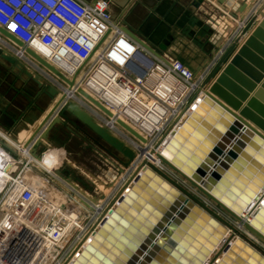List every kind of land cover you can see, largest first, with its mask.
Listing matches in <instances>:
<instances>
[{"label": "water", "instance_id": "water-1", "mask_svg": "<svg viewBox=\"0 0 264 264\" xmlns=\"http://www.w3.org/2000/svg\"><path fill=\"white\" fill-rule=\"evenodd\" d=\"M201 2L194 0L192 6L198 8ZM188 20L187 15H182L176 21L178 29L184 28ZM121 26L135 42L165 60L162 54L172 41L170 34L159 40L158 35L150 36L142 29L135 33L127 26ZM0 36L22 49L25 55L69 89L72 88L73 79L65 78L56 67L6 29L0 27ZM259 46L261 49L258 52ZM262 47L264 17L213 83L203 90L206 95L191 106V113L175 123L157 154L173 176H179L190 187L196 188L260 242H264V116H257L264 114V82L255 79L254 85L245 88H233L231 85L232 76L239 74L244 61L252 58L250 55L258 52L264 56ZM0 59L22 71L40 88L41 95L55 98L57 89L39 74L32 75L24 62L6 49L0 50ZM180 61L194 73L191 65ZM260 72L264 77V68ZM247 90L252 91L251 95ZM76 93L111 116L83 89L78 88ZM213 94L225 105L218 103ZM261 96L263 103L258 100ZM64 97L42 119L24 146L39 142L44 135L42 128L58 109L60 116H65L67 112L75 114L113 144L121 155L129 160L134 158L133 149L100 128L76 102L62 104ZM58 120L54 119L55 122ZM118 123L139 142H144L130 127L120 121ZM148 165L136 168L131 177L132 184H125L115 194L113 200L116 203L100 220L99 226L93 229L91 236L84 240L83 248L66 264H264V253L248 240L244 242L234 237L233 233L237 232L235 226L226 223L196 194L184 189L162 170ZM55 173L64 178L60 171ZM245 212L248 220L240 217ZM228 227L233 230L232 233H228ZM209 256H212L210 260Z\"/></svg>", "mask_w": 264, "mask_h": 264}, {"label": "rangeland", "instance_id": "rangeland-1", "mask_svg": "<svg viewBox=\"0 0 264 264\" xmlns=\"http://www.w3.org/2000/svg\"><path fill=\"white\" fill-rule=\"evenodd\" d=\"M1 39L2 37L0 36V46H9L11 50L5 47L4 48L8 50V52H10L12 55H14L13 48L15 46L13 44L9 45L10 42H7L5 40H3L1 43ZM225 49L226 50L223 58H220V60L218 59L216 61H209L212 64L213 68H209L207 70L203 69V72L198 75L197 79L198 82L201 83V87L203 90L213 83L214 79L219 75L218 73L222 70L224 65H226L230 61L232 55L234 54V51L238 49V44L233 43L230 47H228V49L227 47ZM260 49L261 47L259 46L258 52L260 51ZM262 49H264V47H262ZM21 52H19V54H21ZM258 52H255V57L245 60L244 64L240 68V71H238V75L232 76L233 83L231 87L240 88L242 86L245 88L247 86H252L256 82L254 81L255 79L261 80V83L264 82V77H262V73L260 72L261 68H264V56ZM29 59L31 60V58ZM54 59H56L55 56ZM62 60L64 61V59ZM24 64L26 63L24 62ZM34 64L39 65L36 62H34ZM33 67L32 65L30 66V64H26V69L29 72L31 71L32 75L39 74L46 82L52 84V86L57 89L58 92L56 93L55 98H50L47 103L40 102L39 99L42 97L40 94L41 92H39L40 88L35 85V90L34 92H32L30 85L34 84V82L31 79L27 78V76L23 74L22 71L20 72L16 70L15 67H13L11 64L2 62V65L0 66V80H2L0 82V92L2 93L3 97H6L10 101V103L9 105H7L8 107H6V109L0 113V124L5 123L4 118L6 116L11 117L13 120V118H18L23 116L25 113H29L28 110L34 112H36L35 110H39L38 113L40 115L44 114V117H46V115L56 104V102H58L59 99H61V97L63 96L61 91L62 89L59 87L58 83L54 81V79L48 76V71H46L44 68L40 71L39 68L36 69V67ZM44 71H46V73ZM148 79L149 78L144 81V85L146 87H150L152 82ZM57 80L59 83H61L58 78ZM261 83H259V85ZM55 84L58 86H56ZM158 89L156 91V95H159V93L161 95L166 94V92H164L165 90H162L160 88ZM181 89L182 87H180L179 92L181 91ZM23 91L26 92V95H17L18 92L23 93ZM237 92H239V89H237ZM249 92L251 95L252 91ZM119 94H117L115 97H109L106 99H96V101H98L106 111H109L111 113V116L105 114L101 110H98L97 107H95L90 101H87L85 98H81L80 94L77 95H79L80 99H82V101L84 102H81L80 104H78V106L89 116L93 117V120L100 128L108 131L110 135L125 143L126 146L129 145V147L135 151V156L132 160H129L127 157H124L123 155L118 153L113 144H110L108 141H106L103 137H101V134L99 132L92 128L91 125L83 122L71 112H67L65 116H60L57 109L50 120H48L46 125L42 128L41 132L44 133V135L40 137L39 142H37V144L35 142L30 146L28 145L27 147L24 146V143L30 136L25 138L23 141H20L18 139V136L13 135L9 130H6L5 132V130H3V127L0 125V131L5 134V136H9L10 139L13 138L12 140L15 141L20 148H24L25 150H27V152L29 153L26 154L27 157H29V155H31L32 153H35L38 158L45 159L50 163V165L52 164V166H55L57 171H60V173L63 175L64 178H61L59 175L57 176L56 173L51 171V169L44 163L40 162V166H38L39 169H42L43 174L47 175L50 180H52L51 187L48 183L46 184H48L49 186L45 184L42 185L43 188H47V193H54L51 200L46 206V213L50 215L52 214L54 218L63 221V224L60 223V225L62 224L64 226V224H74V228H70L71 233L74 234V231L77 230L76 234L72 236L70 242H73L76 239V237L80 234V232H82V229L84 227L87 228L88 226L95 223V221L99 218L98 215L103 213V211H101L103 207H108L110 202L116 196L115 194L122 187H124L125 184L129 183L128 181L131 180L134 171L142 163V157H149L151 150L147 149L152 147L154 144V142L151 140L152 145L150 147H146L150 140V132L153 130V128L148 124V121L152 120V117L149 115L148 111L144 110V108L146 107L151 108V104H148L147 102V100H149L147 97L148 93L144 92V90H142L141 88L136 87V89L127 91V94L129 95L128 98L125 96H119ZM166 98L169 99V101H171L172 103H175V100H171L169 96H166ZM215 98L218 99L222 104H224L218 97L215 96ZM262 99L263 98L261 96V99L258 100L263 103ZM23 100L26 101L22 102ZM69 101L74 100H63L62 104ZM83 103L88 105L89 108L91 107L93 110L97 111L98 114L89 110V108L84 106ZM30 105H32L33 108L31 106V108L29 109ZM154 106L156 107L154 108ZM154 106L151 109L155 110L156 112H163L165 110L164 108H167V105L163 104L162 102L160 106H157L156 104ZM14 107L15 110L12 109ZM263 116L264 114L262 113L258 114V117ZM56 118H59V120L55 122L54 119ZM107 121L109 124H107ZM119 121L130 127L135 133L140 136V138L142 137V139L147 142H139V140L134 138V136H132V134L125 130V128L120 127L118 123ZM133 144L137 147L136 150L130 146H133ZM139 147L142 149L146 147V149L142 152V150H138ZM19 151L21 153V150ZM141 152L142 155H140ZM139 155L140 157L137 159ZM143 161L147 163L146 159H144ZM18 164V167L11 174L12 178L16 180H19L22 172L25 170V167L27 165L24 163V161H20V163ZM34 164L36 165V163ZM160 169L190 193L194 191L199 193L196 188L190 187L184 179L180 178L179 176H173L172 173H170L166 169H163L161 167ZM7 186L10 187V182L7 183ZM56 191H61L64 199L59 195L57 196ZM197 193H195L196 196L208 209L216 213L220 218L226 221V223L233 225V222H231V217H228L225 211L220 209L213 202L200 197ZM61 202H63L64 205H61ZM0 203H2V200L0 201ZM5 203L6 201H4L2 205H4ZM6 207L7 205H5V207L2 206L0 209L3 210ZM41 215L39 217H41ZM11 219H13V217ZM22 219L24 221V218ZM82 223L83 225H81ZM63 226H61V230L63 229ZM26 227L29 228V230L34 231V233L38 234V236L32 237V240H38L35 243L33 242V244L35 245L29 246V249L27 247L25 248L24 246L25 249H23V252L31 250V258H35V256H33V253H36L37 251H39L40 253L45 252V259L48 258V256L50 257L55 255L53 253L55 252L57 255L59 254L56 259L53 262L47 259L45 261L44 259L43 264H62L67 254L71 253V251H68V249L70 248L68 247L70 245V242L68 244L64 242V244L60 246L55 245L50 237H48V235L45 236L43 232L41 233V231L36 228L37 226L34 225L33 222L27 223L25 227L23 226L22 228L25 229ZM69 227L70 226H68V228ZM86 233L87 232L85 231L82 234L81 238L85 236ZM241 234L247 238L248 242H251L253 246L264 253V242L258 241L255 237H253L246 231H241ZM39 235L41 237H39ZM48 248H53L54 251H49ZM7 249L8 248H5V252L9 255V249ZM71 249L72 247L70 248V250ZM41 263L36 262V260H33L32 262V264Z\"/></svg>", "mask_w": 264, "mask_h": 264}, {"label": "built area", "instance_id": "built-area-1", "mask_svg": "<svg viewBox=\"0 0 264 264\" xmlns=\"http://www.w3.org/2000/svg\"><path fill=\"white\" fill-rule=\"evenodd\" d=\"M10 25H15V27L12 28ZM0 27L6 29L21 40L25 46L33 50L37 48V52L42 53L41 49L43 47L49 51L50 56L57 54L64 57L66 53L72 52L73 55L70 59L64 57V61L68 63V69H66L64 65L59 66L57 63L54 64L49 59L50 56H48L49 62L53 63L58 69L65 68L66 75H70L72 71L76 72L80 69L84 60H86L93 51L95 53L99 52L96 55L97 58L95 56L96 61L92 64L91 68H97L98 65L110 66L117 71V82L121 84V88L115 85V89L124 93V90H133L136 89V87L141 88L144 92L148 93L147 97L149 100H147V102L151 104V108L155 104L157 105L158 102L160 103V100L163 104L168 106V109H173L174 107L173 103L171 106L156 96L158 88L168 92L170 98L173 97V99L181 97L180 95L182 93L179 92L180 87H184L189 91L185 93L184 102H181L182 106L179 108V112L187 110L186 107L188 104H192L199 99V95L202 92H199L197 88L203 91L201 83L198 82V76L189 70L180 60L173 59L169 62L163 61L149 52L140 43L135 42L119 24L114 23L108 9V2L105 0H98L95 3L87 4L81 0H0ZM108 33H111V35L107 40L105 36H107ZM10 44L12 43H9V45ZM13 51L14 53H19L23 50L15 46ZM23 55L24 59L30 60L27 55L24 53ZM94 55L92 53L90 57L92 58ZM30 61L34 64L32 59ZM129 63L135 64L138 71L143 72V76L141 77L136 72L129 70ZM36 67H39V65ZM147 78L152 81L150 87L144 85V81H146ZM193 83H196L198 86L192 89ZM111 86L113 87V85ZM80 102L84 101L81 100ZM84 106L89 108L86 104H84ZM89 110L98 114V112L91 107ZM178 114L171 116L166 121L165 127L157 132L158 135L156 138L152 137L151 140L156 143L163 138L167 132L170 133L171 124L174 123ZM107 124H109L108 121ZM6 151L9 152L8 149H6ZM10 156L9 158H12L11 160L15 158L14 154H10ZM4 160L5 163L2 161L0 162L6 164L2 166L3 169H6L9 159L6 157ZM8 173H10V176H7V178H5V184L1 185L0 201L2 200V203H0V205H2L4 201H7L8 197H16V200L13 201V206L14 208L21 209L25 206V202L29 203L28 200L31 198L28 193V188L20 186L17 183L19 182L18 179L12 178V171ZM1 178L2 176H0V183L2 184ZM8 182H10V187L7 186ZM2 206H0V208ZM1 210L2 209H0V212ZM14 214L18 216L15 211ZM17 218L20 219L19 216ZM16 221L17 220H13L11 222V220H8V224H2L1 228L6 226L8 229H12V227L14 229L18 226L16 225ZM9 224L11 225L8 226ZM92 226L93 225H90L85 228L88 229L86 232H89ZM20 227L19 225L18 229ZM93 229L91 231H93ZM5 238V234H0V248L5 244ZM85 239H83V242ZM11 247L13 248L14 246L12 245ZM67 257L68 256L64 258V261L67 260ZM23 261H26V259ZM9 263L10 260L8 261L6 255L3 254L2 249H0V264Z\"/></svg>", "mask_w": 264, "mask_h": 264}, {"label": "crops", "instance_id": "crops-1", "mask_svg": "<svg viewBox=\"0 0 264 264\" xmlns=\"http://www.w3.org/2000/svg\"><path fill=\"white\" fill-rule=\"evenodd\" d=\"M81 1L87 4L95 3L98 0ZM105 1L108 2V9L111 13L113 22L119 24V26L123 24L135 33L138 32L139 29H142L150 36L158 35L159 40L166 34H170L173 38L164 52V57L169 61L177 59L184 61V63L189 66L191 65L197 76L203 72V69L207 70L213 68L209 61H216L223 58L226 47L228 49V47L234 43L238 44V48H240L243 41L246 40L247 36L264 17V0H202L198 8L192 6L194 0ZM260 11L262 13H260ZM184 14L189 17V20L185 23L184 28L178 29L176 21L180 20L181 16ZM159 31H161L162 34ZM110 35L111 33H108L107 36H105L107 40ZM3 40L8 42V40L3 37L1 43ZM4 47L11 50L9 46ZM4 47L0 46V50L4 51ZM34 51L37 52V48H34ZM41 51L42 53L37 52V54L42 58L45 57L44 59L49 62V51L44 47ZM23 53L24 51H22L21 54L14 53V56L27 65L30 64V66L36 67L37 65H34L30 60L24 59ZM92 53L94 55L95 52L93 51ZM98 53L99 52H96L92 58L90 54L88 58L84 60L80 69L76 72L72 71L70 75H66L65 68L68 69L69 66L68 63L64 62L62 59H64V57L71 58L73 55L72 52L66 53L64 57L56 54L54 55L56 59H54V56H50L51 58L49 57L54 64L57 63L59 66L64 65L65 68L58 69L53 63L49 62L52 66L56 67L65 78L68 80L73 79V86L69 89L62 81L59 83L56 77L47 73L49 77L58 82L59 87L62 89V95L65 96L64 100H69L75 95L77 97L75 102L80 104L81 102L79 101L82 100L80 97H84H79V95H77L76 90L78 88L83 89L86 94L92 96L95 100L115 97L119 93H121L119 96L128 98V90H124V93H122L114 87L118 85L121 88V84H118L116 78L118 76L117 71L107 65H98L97 68H91L92 64L96 61L95 56ZM250 57H255V55H250ZM0 62L4 63L5 60L1 61L0 59ZM37 68H39L40 71L43 69L40 65L36 67V69ZM128 68L141 77L143 76V72L138 71L135 64L129 63ZM44 72L46 73V71ZM34 81L37 82L36 80ZM110 84L113 85V87ZM195 85L196 83H193V87ZM30 88L32 92H34L35 84L30 85ZM22 94L26 95V92H18L17 95L20 96ZM41 96L39 101L47 103L49 100L48 95L43 94ZM24 101L26 100L22 102ZM9 103L10 101L6 97H3L0 92V113L8 107L7 105H9ZM31 106L32 105H30L29 109ZM12 109L15 110V107ZM28 111L29 113H25L18 118H13V120L11 117L6 116L4 118L5 123L0 124L3 130H5V132L9 130L13 135L18 136L20 141L29 137L34 132V129L39 126L44 114L40 115L38 113L39 110H35L36 112ZM152 111L154 112V110ZM17 156L15 155V159L19 160L18 163H20V161H22L20 160L21 157Z\"/></svg>", "mask_w": 264, "mask_h": 264}, {"label": "bare ground", "instance_id": "bare-ground-1", "mask_svg": "<svg viewBox=\"0 0 264 264\" xmlns=\"http://www.w3.org/2000/svg\"><path fill=\"white\" fill-rule=\"evenodd\" d=\"M121 25H123V24H121ZM121 25H120V27H122ZM164 52L162 54L163 58H165L164 57ZM162 60L165 61V62H169V60H167V58H165V60L164 59H162ZM196 87H197V84L193 88H196ZM197 90H199V92L200 91L202 92L199 95V99L203 95H206L205 91L200 90V88H197ZM164 92H166V91H164ZM180 92L182 93L180 95L181 97H176L174 99H173V97L170 98L173 101L175 100L174 101L175 103H173L174 104L173 109H168V106H167V108H164L165 110L163 112L162 111H160V112L157 111L156 112L155 110L153 112L148 107L144 108V110L148 111L149 112V115L152 117V120H149V121L147 120V121H148L149 126H151L153 128V130L150 132L151 133V136H149V138H150V140H149L150 144L148 142V144L146 145V147H150L152 145L151 138L152 137L153 138H156V136L158 135L157 132L158 131H161L165 127L164 125H165L166 121L171 116H174L175 114H178L179 113L178 116L176 117V119L174 120V123L171 124L172 127L170 128V130L173 128V125L175 123H178L184 117V115H188L189 113H191L192 108H190V106H192L193 104H195L197 101L194 102V103H192V104H188V106L186 107L187 110H185V111L182 110L183 112L180 111L181 112L180 113L179 112V110H180L179 108L182 106V103L181 102H184L183 99L185 97V93L186 92H189V91H187L184 87H182V89H181ZM156 96H158L159 98H161L165 102L169 103V105L172 104V102L169 101V99L166 98V96L167 97L169 96V93L168 92H166L165 95H161L159 93V95L157 94ZM215 96L216 95L213 94V98L218 103L222 104L218 99L215 98ZM70 99L76 101L77 100V97L75 95H73ZM166 99H167V101H166ZM161 102L162 101L160 100V103L158 102L157 103V106H160ZM243 104H244V102H243ZM154 108H155V106H154ZM257 118H259V117L257 116ZM169 134L170 133L167 132L166 135L163 138H161L160 140H158V142H156V143L153 141L154 142L153 146L150 147L149 149H147V150H151L149 157L143 156L142 157V161H141L142 163L140 165H142L143 167H146V166H149L148 165V163H149V164H152L153 166L157 167L158 169H160V167L163 168V169H166V167L163 165L162 161L157 157V154L160 152L163 139L167 138ZM12 139H10V137L7 136V135L5 136V134H3L0 131V152H2V153H0V161H2L3 163H5L4 158L7 157V159H9L8 162H7L6 169H3L2 168V166L6 165V164H3L2 162H0V176H2V178H1L2 184L0 183V189L2 188L1 185L5 184V182H6V179L5 178H7V176H10L9 175L10 173H8V172L9 171H12L13 172L14 169H16L18 167V165H19L18 164V161L19 160H17V159L14 158L16 160L15 161L14 159L11 160L12 158L11 159L9 158V157H11L10 154H14V155H18L19 154V156L21 157L20 160L24 161V163L27 164V165H26L25 170L22 172V174H21V176H20V178L18 180L19 182H17V183L20 186L24 187V188H28V191H29L28 193L30 194L29 196L31 198L28 200L29 203L25 202V206L22 207L21 209H18V208H14V206H13L14 205L13 201L16 200V197H13V198L12 197H8V200L4 204V207H5V205H7V207L5 209L1 210V212H0V234H5V236H6V238L4 240L5 244L3 245V247L1 246L0 249H2V252L3 251L4 252L6 251L5 248H8L9 249V251H8L9 255L6 252L5 253L3 252V254L6 255V258L8 259V261L10 260V263L9 264H32L33 260H36V262H38V263L39 262L40 263L42 262L41 264H43V260L45 259V254H44L45 252L44 253H40L39 251H37L36 253L34 252L35 254L33 253V256H35V258L34 257L31 258V256H32V253L30 252L31 250H28V251H24L23 252V249H25L26 247L28 248L29 246L35 245V244H33V242L35 243L38 240H35V239L32 240V237L38 236V234L37 233H34V231L29 230V228H27V227L25 229H23L22 227L23 226L25 227V225L27 223L33 222V224L37 226L36 228H38L39 231H41V233L43 232V234L45 236L48 235V237H50V239L52 240V242H54L55 245H59V246L62 245V244H64V242L66 244H68L71 241L72 236L76 234L77 230L74 229L75 230L74 231L75 233L74 234L71 233L70 228L73 227L74 224H72V225H70V224L69 225L68 224L65 225L64 224V226H63L62 225L63 224L62 223L63 221L58 220L57 218H54V216H52V214L51 215L50 214H47L46 211H45L46 206H47L48 202L51 200L52 195L54 193L53 194L47 193V191H46L47 188L46 189L43 188L42 185L43 184H45V185H48L49 184L50 187H51L52 180H50V178L47 175L43 174L42 169H39L38 166H40V162L41 163H44L53 172L57 171V169L55 168V166H52V164L50 165V163L48 161H46L45 159L38 158V156L36 154L34 155V153H32L31 155H29V157H27L26 154H29L27 152V150H25L24 148L23 149L20 148L18 146V144H16V142L13 141ZM144 142H147V141H144ZM127 146L129 147V145H127ZM130 146L132 148H134L135 150L137 149V147L134 144H133V146L132 145H130ZM146 147L144 149H142V148L139 147L138 150H142V152H143L146 149ZM6 149H8L9 152L6 151ZM18 149L21 150V153L22 154L20 153V151ZM142 152H141L140 155H142ZM140 155L137 157V159L140 157ZM150 157H151V159H150ZM144 159L147 160V163L143 161ZM32 161H33V163H32ZM135 161H137V160H135ZM34 163H36L37 166ZM130 163H131V161H130ZM8 165H10V166H8ZM142 168H141L140 171H142ZM132 181H133V179L131 178V180L128 181L129 182L128 185H131L132 184ZM46 183H48V184H46ZM194 192H192V193H194ZM195 193H197V192H195ZM197 194L200 197L206 199L202 194H199V193H197ZM56 195L57 196L59 195V196H61L63 198V195H62L61 191H58L56 193ZM61 203H62L61 205H64L63 202H61ZM110 203L111 204H110L109 207H103V209L101 211H103L105 213H103L102 215L99 214L98 216L101 215L99 218L97 216L98 220L93 224L92 228H90L89 232H87L85 236H83L81 238L82 234L86 230H88V229H85V227H84L82 229L81 234H79L78 237H76V239L73 242H70V245L68 247H70V248L72 247V249L70 250V248H69L68 251L69 252L71 251V253H68L67 254V256H68L67 257V260L64 261L62 264H66L69 259H71L78 251H80L83 248V239H85L88 235H90V232H92L91 230L93 228H96V227L99 226L100 220L106 214H108L107 211L109 210L110 207H113V205L116 203V200H113ZM6 209H7V211H6ZM95 209H96V207H95ZM14 211L20 217V221L17 218L18 216H16L14 214ZM5 212H6V214H5ZM40 215H41V217H39ZM12 217H13V219H11ZM228 217H231V216H228ZM240 217L242 218V220H248V215H247L246 212L243 213L242 215H240ZM21 218H24V221ZM38 218H39V220H38ZM6 219H7V221L8 220H11V222L13 220H17L16 221V223H17L16 225H18V226L20 225L21 227L19 229H18V226H16L14 229H13V227H12V229L10 227H9L10 229H8L6 226L3 227V228H1L2 227V224L3 225H7L8 224V222L6 221ZM231 219H232L231 222H233V226H235L236 231H237V232H234L233 233L234 237L235 238H239V239H241L244 242L245 241L247 242V238L244 237L241 234V231H243V232L246 231L249 234H251V233L246 228H244L243 225H241L240 223H238L236 220H234L233 218H231ZM60 223H62V224L60 225ZM10 225L11 224H9L8 226H10ZM81 225H83V223ZM61 226H63V229L62 230H61V228H62ZM68 226H70V227L68 228ZM232 232H233V230L228 227V233H232ZM39 237H41V236L39 235ZM7 243H8V245H7ZM12 245L14 246L13 248L11 247ZM24 246H25V248H24ZM48 250L49 251H52V252L54 251L53 248H48ZM38 252H39V254H38ZM53 253L55 255L50 256V257L48 256V258H46V259L49 260V261L51 260L53 262L56 259V257L59 255V254L57 255L55 252H53ZM25 256H27V257H25ZM211 258H212V256H209L208 257L209 260ZM24 259H26V261H23ZM46 259H45V261H46ZM47 264H49V263H47Z\"/></svg>", "mask_w": 264, "mask_h": 264}, {"label": "snow or ice", "instance_id": "snow-or-ice-1", "mask_svg": "<svg viewBox=\"0 0 264 264\" xmlns=\"http://www.w3.org/2000/svg\"><path fill=\"white\" fill-rule=\"evenodd\" d=\"M10 27L14 28V27H15V25H10Z\"/></svg>", "mask_w": 264, "mask_h": 264}]
</instances>
